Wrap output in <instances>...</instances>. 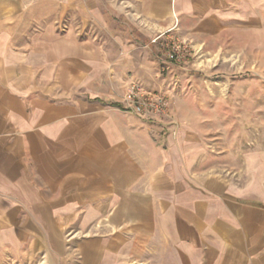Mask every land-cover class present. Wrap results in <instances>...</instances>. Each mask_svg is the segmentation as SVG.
<instances>
[{
  "label": "crops",
  "instance_id": "1",
  "mask_svg": "<svg viewBox=\"0 0 264 264\" xmlns=\"http://www.w3.org/2000/svg\"><path fill=\"white\" fill-rule=\"evenodd\" d=\"M163 32L264 54V0H0V264H264V149L123 108Z\"/></svg>",
  "mask_w": 264,
  "mask_h": 264
},
{
  "label": "rangeland",
  "instance_id": "2",
  "mask_svg": "<svg viewBox=\"0 0 264 264\" xmlns=\"http://www.w3.org/2000/svg\"><path fill=\"white\" fill-rule=\"evenodd\" d=\"M257 41L262 40L250 41L249 54H230L223 38L190 41L188 65L165 61L159 69L164 83L157 90L171 96L176 125L190 123L202 131L210 150L233 167L242 151L264 149V54L254 53Z\"/></svg>",
  "mask_w": 264,
  "mask_h": 264
},
{
  "label": "built area",
  "instance_id": "3",
  "mask_svg": "<svg viewBox=\"0 0 264 264\" xmlns=\"http://www.w3.org/2000/svg\"><path fill=\"white\" fill-rule=\"evenodd\" d=\"M151 43H157L163 51L164 60L177 66H185L191 62L193 49L191 43L177 35H168L167 32L158 33ZM122 105L141 118H149L172 125L171 133L175 132L173 103L171 96L163 90L145 89L138 81L127 85Z\"/></svg>",
  "mask_w": 264,
  "mask_h": 264
}]
</instances>
